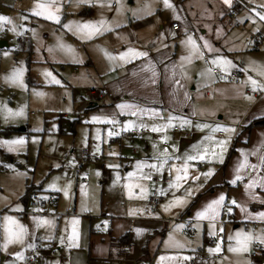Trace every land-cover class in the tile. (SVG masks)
I'll return each instance as SVG.
<instances>
[{
  "label": "crops",
  "instance_id": "0c3cea01",
  "mask_svg": "<svg viewBox=\"0 0 264 264\" xmlns=\"http://www.w3.org/2000/svg\"><path fill=\"white\" fill-rule=\"evenodd\" d=\"M234 2L235 6L240 7V11L245 8L243 0ZM232 11L234 15L228 17L234 20L238 10ZM174 23H171L168 30V34L176 42L174 49L167 44L169 39H165L166 42L160 45L149 40L152 35L148 26L129 23L111 27L104 33L115 49L113 56L116 59L97 57L93 62L88 57L92 61L95 77H98V98L103 101L101 107L104 110L102 117L115 125L114 131L112 129L114 134H118L120 128L124 131L134 128L152 131L153 127L161 128L159 132L153 131L154 135L147 139V144L135 142L138 151L134 153L123 138H110L108 147L111 156L106 161L107 174L102 184L115 179L116 173L119 175L121 206L119 209H110L109 214L106 210L100 213V220L94 216L93 221L97 222L101 232L98 233L93 227L88 235L89 261L110 259L118 262L124 260L128 264L139 261L143 262L141 264H154L160 252L177 248L174 237H179L177 232L182 228L191 231L190 234L183 235L197 236L194 239L196 243L202 240L212 244L216 236H225L227 228L232 231L243 227L246 233L264 236V217L257 215L264 213V185L261 184L264 180V126L247 129L252 122L264 118V91H253L252 86L246 83L251 77L264 85V77L258 74L264 68V41L260 38L253 47L240 43L239 47L231 49L226 46L220 48V42L211 43V52L207 49L205 53L211 66L222 72L220 66L211 61L217 57L226 58L231 61L232 67L222 73L236 72L239 75V84H222L216 80L211 67L207 68L203 64L200 53L206 51V48L202 47L200 40L196 42L197 34L192 36L190 29L185 26L183 31L188 32L196 42L197 51H193L191 45L181 46V39L187 36H182L179 24L177 30H174ZM200 33L206 35L203 30ZM99 35L101 32L94 35L95 40ZM154 36L157 41L158 36ZM251 39L252 37L250 42ZM128 49L147 55H129L124 60L119 59V53ZM208 69H211L210 73ZM169 117H172L171 121ZM173 126L186 127L194 136L187 138L182 134L172 133ZM217 126L234 131H212ZM208 137L212 139H206ZM221 140L227 141L223 151L218 144ZM206 148L208 158L188 161V178L177 182L176 176H183L182 165L185 158L197 155ZM231 149L233 150L230 152ZM165 150L167 159L164 167L151 168L152 164L159 165ZM100 153L102 156L103 151ZM138 163L143 167L138 169ZM176 169L181 171L178 173ZM209 169L213 170L212 174L204 175ZM122 172L124 175H121ZM129 173H133L130 178ZM237 176L240 178L236 179ZM250 182H255L252 187L248 186ZM170 183H179V187H169ZM141 188L144 189L141 205H137ZM154 190L163 199L155 210H150L148 200ZM189 190L191 195L188 194ZM221 195L225 199L218 208V214L214 218L209 216L198 219L196 213ZM176 198H183L184 203L173 204ZM25 203L24 201L23 205L16 206L20 211L0 210V264H67L71 252L58 248L60 243L55 235L52 236V230L61 227L60 222L55 225L54 219L59 221L62 211L70 206L54 203L51 216L43 217L40 212L38 215L27 213L28 201L27 205ZM141 206H145L150 214L142 211ZM73 207V213H66V219L75 217L72 222H81L82 231L86 232L89 224L92 225V212L83 211L80 215L84 214L86 218L76 219L79 215L76 214L75 203ZM182 216L186 222H177L176 218ZM5 217L13 218L24 229L26 225L34 224L36 230L31 233L25 229L21 241L6 244L7 233L3 234V231L6 228L14 229L15 225L7 222ZM41 218L49 223H38ZM124 236H127L126 242L122 244L121 238ZM257 242L260 241L253 240L252 244ZM83 246H79L80 249L76 252L82 251L85 248ZM263 249L264 246V252ZM17 253L20 254L19 257ZM33 256L35 260L31 261ZM223 258L224 255L220 260ZM210 259L201 250L194 262L207 264Z\"/></svg>",
  "mask_w": 264,
  "mask_h": 264
},
{
  "label": "rangeland",
  "instance_id": "374dc122",
  "mask_svg": "<svg viewBox=\"0 0 264 264\" xmlns=\"http://www.w3.org/2000/svg\"><path fill=\"white\" fill-rule=\"evenodd\" d=\"M243 1L245 8L240 11L234 0H229L228 4L224 0H170L172 7L168 8L163 0H119V4L117 0H55L59 9V22H55L33 15L36 4L44 0H0V16L12 21L0 26V41L5 43L0 48V210L20 211L16 206L23 205L24 201L27 205L29 195L36 194L42 201L53 196L57 205L70 206L62 211L59 221L54 219L55 225L60 222L61 227L52 230V236L55 235L60 243L58 248L71 252L67 264H128L124 260L89 261L87 253L91 230L94 227L101 232L97 222L93 221L94 216L100 220V213L107 211L109 214L110 209H119L121 198L117 173L115 179L102 184L107 174L106 161L111 156L110 138L117 136L113 132L115 125L102 117L103 101L97 96H89L90 91L99 94L98 77H95L91 62L97 57L109 58L106 53L113 56L115 49L104 35L109 30L102 31L95 40V34L89 36L80 25L104 21L106 29L129 23L148 26L152 35L149 40L160 45L169 39L167 44L174 49L176 42L168 30L175 22L181 26L182 36H187L181 39V46H190L187 43L190 35L183 31L186 26L197 34L196 42L200 40L206 48L205 53L207 49L210 53L211 43L217 42H220V48L231 49L239 47L240 43L253 47L256 35L264 41V20L257 15L264 13V7H261L264 0ZM234 8L238 11L236 18L231 20L228 15L230 11H236ZM201 30L206 35L201 34ZM154 34L158 36V42L154 40ZM16 69H22V76L14 83L8 77ZM53 77L58 84L52 82ZM20 138H23L22 144L2 143ZM82 151L91 157L87 162L80 159ZM142 194L137 197V205H141ZM74 203L79 215L76 219L86 218V215H80L83 211L92 212V225L89 224L86 232L82 231L81 222H72L75 217L66 219V213H73ZM37 208L31 214L40 212L43 217L51 216L53 204L43 203ZM142 211L150 214L145 206ZM25 229L33 233L36 226L28 224ZM182 230H178V238L174 237L177 248L160 252L154 264H186L190 259L196 262L201 250L203 255L211 258L207 264L264 263V243H251L247 252L229 251V247L235 245L229 237H235L238 232L247 234L243 227L232 231L227 228L225 236H216L212 244L202 240L196 243V235L182 236ZM73 233L76 235L69 246V237ZM218 243L220 250L210 252L209 249H215ZM81 245L85 248L76 252ZM221 253L224 255L222 260H212L214 255Z\"/></svg>",
  "mask_w": 264,
  "mask_h": 264
},
{
  "label": "snow or ice",
  "instance_id": "6c2138e0",
  "mask_svg": "<svg viewBox=\"0 0 264 264\" xmlns=\"http://www.w3.org/2000/svg\"><path fill=\"white\" fill-rule=\"evenodd\" d=\"M225 4L229 3V0H224ZM117 4H119V0H117ZM163 4L166 8L168 7H172V4L170 3V0H163ZM145 7H147V5H145ZM261 7H264V5H261ZM119 7L117 8V11H119ZM33 15L35 16H42L45 19L51 20V21H55V22H59V9L55 4V0H44V2L41 3H37L35 8L32 10ZM257 15H259L261 20H264V13H257ZM26 18V17H25ZM4 22L7 23H12V21L5 16H0V26H2V24ZM105 22L104 21H100L97 24H92V23H87V24H83L80 25V28L82 30H86L88 35L91 36L93 34H97L100 33L104 30H107L105 28ZM65 27H68V25H65ZM13 31H15V29H12ZM183 43V42H182ZM187 43L189 45H191L193 51H197V46H196V42L192 39V37H188V41ZM61 47H65L64 45H60ZM207 46V45H206ZM70 50V48H69ZM5 55H7V53H5ZM106 55L109 56L110 59H116L117 57L115 56H111L110 54L106 53ZM129 55L133 56V57H140V56H146L147 53L144 52H136L134 49H128L126 52H121L119 53V59L124 60L126 57H128ZM191 55V54H190ZM182 59H185L184 57H182ZM212 64L214 65H219L220 69L222 72L227 71L229 68L232 67V63L230 60H227L226 58H222V57H217L216 59L211 61ZM147 67V66H146ZM209 73L211 71V69L207 70ZM258 74L262 77H264V68H261L258 71ZM46 75L51 76V73H46ZM22 76V69H16L13 70L12 74L10 75V77H8V79L11 82H18L20 81V78ZM52 82L53 83H59L58 80H56L54 77L52 78ZM246 83H249L252 86V90L256 91L257 89L264 91V85L260 84L257 80L252 79L251 77L248 78V80L246 81ZM38 95L41 93H37ZM249 98V97H246ZM250 99V98H249ZM9 112H11V110H8ZM19 114V113H16ZM95 119V118H94ZM172 120V117H169V121ZM111 122V121H110ZM127 127V125H126ZM164 127H168V125H164ZM197 127H201V125H197ZM217 130H221L224 131L226 133H231L232 131H234V129L228 128V127H220L217 126L216 128H213L212 131H217ZM152 131H156L159 132L161 131L160 127H153ZM109 135H112V133H109ZM162 139H166L164 137H162ZM206 139H212L211 137H208ZM2 143L6 144V145H18V144H22L23 143V138H20L19 140H11V141H3ZM227 141L226 140H221L218 142V144L221 146V151H223V146L226 145ZM11 150V149H10ZM208 149L206 148L203 152H199L197 155H189L185 158L184 164L182 165V169H183V176L181 175H177L176 176V181L179 182L180 180H186L188 178V168L190 167V165L188 164V161H193V160H204L206 158H208ZM213 155H215V153L213 152ZM167 159V155H166V150L165 153L162 154V158L159 160V165L157 164H152L150 165L151 168H163L164 164H165V160ZM264 159V158H262ZM143 165L141 163L137 164V168H142ZM175 168V165L173 166ZM256 167V166H253ZM176 171L179 173L181 170L180 169H176ZM212 169H209V171L207 173H205L204 175H211L212 174ZM238 171V170H237ZM133 173H129L128 174V178L132 177ZM144 178H150V177H144ZM240 177L237 176L236 179H239ZM194 179V178H193ZM255 182H250L249 183V187H252L254 185ZM261 184L264 185V180L261 181ZM126 187H128V185H125ZM179 187V183H170L169 187ZM141 192H144V189L141 188ZM189 195H191V190H189ZM65 195H67V192H65ZM225 197L223 195H221L219 198L211 201L210 203L207 204V206L202 210V211H198L196 213V216L198 219H204V218H208L209 216L214 218L217 214H218V208L219 206L222 204V202L224 201ZM184 200L183 198H176L173 201V204H183ZM233 204H235V201H232ZM229 211H231V209H229ZM257 215H259L260 217H264V213H258ZM5 220L7 222H9L12 225H15L14 229H7L6 228V244L10 243V242H19L23 239L24 233H25V229L22 225H19L13 218L11 217H5ZM38 223H49L48 221H44L42 218L38 221ZM75 233H73L70 237H69V246H72L71 241L75 238ZM230 240H234L235 241V245L234 246H230L229 247V251L231 252H247L249 250V245L252 243L253 240H259L260 243H264V236H254L251 233H242V232H238L236 233L235 237L230 236L229 237ZM220 250V245L219 243L217 244V247L215 249H209L210 252H218ZM18 257L20 256L19 253L16 254ZM161 260L164 259L163 257L160 258Z\"/></svg>",
  "mask_w": 264,
  "mask_h": 264
},
{
  "label": "built area",
  "instance_id": "2783aa9c",
  "mask_svg": "<svg viewBox=\"0 0 264 264\" xmlns=\"http://www.w3.org/2000/svg\"><path fill=\"white\" fill-rule=\"evenodd\" d=\"M234 12L231 11L229 13V16H233ZM172 28L174 30H177L178 28V23H174L172 24ZM192 36L195 35L194 32L190 33ZM259 34L256 35L253 39L254 43L257 44L258 40H259ZM201 58L203 59V64L209 68L211 67L212 72L216 78V80H218L220 83L222 84H239L240 83V79H239V75L236 72H231V73H222L220 72L218 69L213 68L211 66V64L209 63V61L206 59V54L205 52H201L200 53ZM89 96L91 98L99 97V95H97L94 91H90ZM172 133H177V134H182L187 138H192L194 136V133L190 130H188L186 127L183 126H173L171 129ZM221 134V133H220ZM154 132L153 131H147L143 128H134L128 131H124L123 129H119L118 134H117V139H121L123 138L127 144H129V148L131 150L132 153L137 152L138 151V146L136 145L135 142H140L142 144H147V139L150 138V136H153ZM81 160H83L84 162H87L90 159V156L85 152L82 151L80 154ZM156 181V180H155ZM83 182H86V180L84 179ZM163 199V197H161L158 192L156 190L153 191V193L151 194V197L148 200V205L150 207V210H155L160 204L161 200ZM43 203H49V204H54L55 203V198L53 196H49L45 201H42L41 198H39L36 194L34 195H29L28 196V212H33L34 210L38 209V205L39 204H43ZM177 222H186V220L184 219V217H177L176 218ZM190 230H188V228L184 229L183 232L181 233L183 234H190ZM253 256V255H252ZM223 257L222 254H216L214 255L212 258H219L221 259ZM35 260V256L32 257L31 261ZM187 264H195L193 259H190L187 261Z\"/></svg>",
  "mask_w": 264,
  "mask_h": 264
},
{
  "label": "trees",
  "instance_id": "16d2710c",
  "mask_svg": "<svg viewBox=\"0 0 264 264\" xmlns=\"http://www.w3.org/2000/svg\"><path fill=\"white\" fill-rule=\"evenodd\" d=\"M257 126H264V118L262 119H257V121H254L250 124V126L247 127V129H251V128H256ZM233 149L230 150V152L232 151ZM229 152V153H230ZM126 237L127 236H124L121 238V243L124 244L126 242Z\"/></svg>",
  "mask_w": 264,
  "mask_h": 264
},
{
  "label": "water",
  "instance_id": "95a60500",
  "mask_svg": "<svg viewBox=\"0 0 264 264\" xmlns=\"http://www.w3.org/2000/svg\"><path fill=\"white\" fill-rule=\"evenodd\" d=\"M5 43L3 41H0V48L3 47Z\"/></svg>",
  "mask_w": 264,
  "mask_h": 264
}]
</instances>
